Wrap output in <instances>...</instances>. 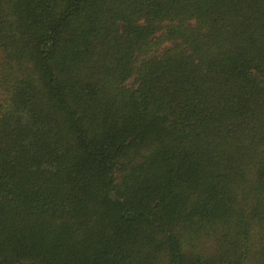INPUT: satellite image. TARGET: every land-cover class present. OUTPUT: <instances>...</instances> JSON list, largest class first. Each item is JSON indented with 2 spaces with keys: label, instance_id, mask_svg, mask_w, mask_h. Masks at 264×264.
Returning <instances> with one entry per match:
<instances>
[{
  "label": "trees",
  "instance_id": "16d2710c",
  "mask_svg": "<svg viewBox=\"0 0 264 264\" xmlns=\"http://www.w3.org/2000/svg\"><path fill=\"white\" fill-rule=\"evenodd\" d=\"M0 264H264V0H0Z\"/></svg>",
  "mask_w": 264,
  "mask_h": 264
}]
</instances>
